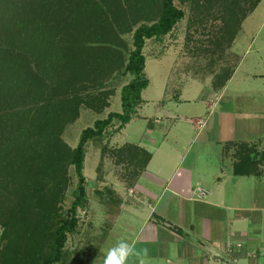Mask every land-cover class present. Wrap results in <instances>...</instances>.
<instances>
[{
  "label": "rangeland",
  "instance_id": "1",
  "mask_svg": "<svg viewBox=\"0 0 264 264\" xmlns=\"http://www.w3.org/2000/svg\"><path fill=\"white\" fill-rule=\"evenodd\" d=\"M96 1L101 6L110 2ZM173 2L182 10V17L166 35L145 40L142 49L145 56L143 74L149 83L142 92V102L138 105L133 118L121 129L115 120L107 128L103 138L90 141L87 145L83 168L87 181V204L78 211L77 227L73 233L68 234L63 260L56 264H105L108 252L120 242L129 245L137 233L151 231V228H146L148 225L142 224L143 219L128 212L127 207H121L123 203L133 207L138 203L141 205L144 203L145 206L146 200L152 194L157 196L161 193V184L146 177L145 174H141V177L135 180L138 170L141 169L138 163L146 160L149 154L140 152V156L134 157L135 146L145 149V144L142 143L148 141L150 146L147 149L153 151L152 146L156 143L158 135L168 134L157 147L148 170L154 171L162 167L161 150L166 152V157L170 156L172 144L175 146L174 158L182 159L185 164L197 158L202 160L200 168L210 167L208 162L212 158L213 146L209 136L212 135L213 129L208 126L198 131L192 128L191 124L200 128L202 121L192 119V122L188 123L183 115L194 111L203 115V120L207 122L215 110L213 101L218 104L216 110L225 108L227 97L218 103V96H214L209 106L198 99H204L211 92L210 89L215 87L214 81L225 78L229 73L230 75L236 73L230 85V93L240 82L246 71L238 69L240 56L244 52L242 49L247 45L244 43L250 36L264 33V27H260L259 24L261 21L258 22L259 18L264 16V0H173ZM73 8L76 11L75 4ZM102 8L104 12L96 10L91 14H96L95 17L91 18L94 20L93 18L98 16L103 23L106 20L105 26L98 22L96 31L94 24L85 27V32H78L82 35L68 41L60 42L62 38H55L57 45L59 44L56 50L61 51L65 47L63 45L65 42L72 43L68 47L77 57L75 60L71 58L69 63L70 69L77 73L106 66L109 58L112 59L111 64L114 62L116 64L110 71L106 70L101 79L94 76L93 84L89 82L90 79L83 80L82 84L77 79L75 92L79 94L81 100L78 114L64 126L61 134L62 139L71 147L76 145L81 130L91 126L94 120L105 118L109 112H121L120 90L131 79V75L124 72V67L129 51L133 48V30L142 23L151 24L156 20L159 0H120V5L112 7L113 11L104 9V5ZM140 8L141 15L136 11ZM144 8L145 16L142 15ZM253 13L247 22L246 18ZM256 47L257 42L248 55L251 60L255 57ZM39 66H46L52 71L51 75L56 71L53 66L45 63H40ZM52 84L55 82L50 85L53 90L55 86ZM252 89L253 91L247 93L252 98L244 97L239 105L242 102L248 107L255 99L259 105L263 104L264 79ZM238 91L237 94H240V88ZM52 93H57V90ZM182 97L185 102L182 101ZM193 98L197 100L194 101ZM103 99L107 105L100 109L98 105ZM147 131L151 134H147ZM130 155L133 158H130ZM2 156L3 154L0 155ZM0 168L4 171L5 166L0 164ZM68 178L64 199L59 203L60 213H64L68 208L71 190L76 182L72 166L68 169ZM2 187L0 185V193H3L0 195V264H11L14 255L31 253L30 244H25L29 236L36 233V226L25 223L23 216H20L21 209L18 206L12 207L13 198L4 197L6 191L4 193ZM144 188L150 196L145 193ZM11 214H15L16 217ZM10 215L14 216L12 222L4 229L3 223L11 219ZM99 247L101 249L98 252ZM130 261L129 255L125 264H129Z\"/></svg>",
  "mask_w": 264,
  "mask_h": 264
},
{
  "label": "trees",
  "instance_id": "2",
  "mask_svg": "<svg viewBox=\"0 0 264 264\" xmlns=\"http://www.w3.org/2000/svg\"><path fill=\"white\" fill-rule=\"evenodd\" d=\"M18 1L0 0V155L3 154L0 164L5 166L4 171L0 168V185L2 191H6L4 197L13 198L12 207L21 209L20 216L25 223L36 226V233H31L25 244H30L31 253L14 255L11 264H56L63 260L68 234L77 227L78 211L87 204L83 168L88 143L103 138L115 120L121 129L133 118L149 83L143 74L145 40L169 33L183 12L173 0H159L156 20L151 24L142 23L133 30V48L124 67L131 79L120 90L121 112H109L105 118L94 120L91 126L81 130L76 145L71 147L61 134L64 126L78 114L81 100L75 92L77 79L81 84L90 79L93 84L94 76L101 79L105 71H110L116 64H111L109 58L106 66L77 73L70 69L69 60L77 57L68 47L72 43L65 42L61 51L56 50L59 44L55 38H62L60 42L68 41L82 35L78 32H85V27L94 24L96 31L98 22L105 26L106 20L103 23L98 16L92 20L96 14H91L103 10V5L104 9L113 11L112 7L120 5V0H110L102 6L96 0ZM145 10L142 11L144 16ZM136 11L141 15V8ZM40 63L51 65L56 71L51 75L52 71L39 66ZM228 77L230 73L218 79L219 85ZM55 90L54 95L52 91ZM105 105L107 102L103 99L98 107L102 109ZM135 149L134 157L140 156V152L149 153L146 160L138 163L141 169L136 174L137 180L151 154L143 148L135 146ZM70 166L76 182L68 208L60 213L59 203L63 201L69 183ZM239 170L240 165L236 164V173ZM31 208L34 209L30 212ZM11 215L9 221H4V229L12 222L14 216Z\"/></svg>",
  "mask_w": 264,
  "mask_h": 264
},
{
  "label": "crops",
  "instance_id": "3",
  "mask_svg": "<svg viewBox=\"0 0 264 264\" xmlns=\"http://www.w3.org/2000/svg\"><path fill=\"white\" fill-rule=\"evenodd\" d=\"M258 22L264 27V16ZM254 42L257 47L251 60L248 55ZM244 44L238 69L246 71L231 93L236 73L221 86L215 82L211 92L198 99L209 106L214 96H218V103L227 97L229 105L216 110L218 104L213 101L215 110L207 122L194 111L183 115L188 123L202 121L200 128L191 124L198 131L208 126L213 129L209 136L213 146L210 167L200 168L202 160L197 158L186 164L174 158L172 144L170 156L161 150L162 167L150 171L154 153L168 134L158 135L153 151L147 149L148 141L142 143L151 157L141 174L160 183L161 193L150 196L144 188L150 196L145 206H121L151 228L129 242V264H264V100L261 105L256 99L248 107L242 102L239 105L244 97L252 98L247 93L264 79V33L250 36ZM236 164L240 165L239 173ZM198 187L206 190L204 197L197 196Z\"/></svg>",
  "mask_w": 264,
  "mask_h": 264
},
{
  "label": "clouds",
  "instance_id": "4",
  "mask_svg": "<svg viewBox=\"0 0 264 264\" xmlns=\"http://www.w3.org/2000/svg\"><path fill=\"white\" fill-rule=\"evenodd\" d=\"M130 254V246L120 242L117 247L112 248L105 259V264H125Z\"/></svg>",
  "mask_w": 264,
  "mask_h": 264
},
{
  "label": "built area",
  "instance_id": "5",
  "mask_svg": "<svg viewBox=\"0 0 264 264\" xmlns=\"http://www.w3.org/2000/svg\"><path fill=\"white\" fill-rule=\"evenodd\" d=\"M196 194H197L198 197H204L207 194V192L203 188L198 187L196 189Z\"/></svg>",
  "mask_w": 264,
  "mask_h": 264
}]
</instances>
